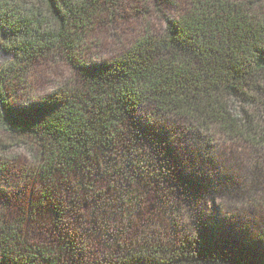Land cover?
<instances>
[{"label": "trees", "instance_id": "obj_1", "mask_svg": "<svg viewBox=\"0 0 264 264\" xmlns=\"http://www.w3.org/2000/svg\"><path fill=\"white\" fill-rule=\"evenodd\" d=\"M150 1L0 0V45L13 54L0 71V133L29 145L38 195L27 219H45L36 238L1 218L0 264H264V226L246 233L214 206L237 184L219 158L234 145L251 155L234 198L264 203V0ZM153 12L160 33L146 27L119 55L81 59L104 15ZM47 56L74 79L15 107L5 88L27 87ZM144 202L171 225L134 232Z\"/></svg>", "mask_w": 264, "mask_h": 264}, {"label": "rangeland", "instance_id": "obj_2", "mask_svg": "<svg viewBox=\"0 0 264 264\" xmlns=\"http://www.w3.org/2000/svg\"><path fill=\"white\" fill-rule=\"evenodd\" d=\"M149 3L153 8V0ZM161 8L165 15L172 13L171 8L166 5ZM132 16L131 13H126L123 15L122 20L114 22L105 20L106 15L101 17L99 22L94 25L96 29L94 33L95 41L92 44L87 43L86 50L81 54L84 57L81 59L85 62H90L94 59H109L112 56L119 55L126 47L125 45L134 39L143 28L151 27L154 32L160 33L165 24L162 17L157 13L155 14V12L144 21ZM12 57V52L2 48L0 45V71L1 68H4V65L11 61ZM74 77V68L68 61L47 56L40 60L32 69H29V79L26 81L29 87H20L16 94L8 91V87H6V97L9 99V102H14V106L17 107L18 104H24V99L32 98L35 100L41 96H45L57 89L65 81L69 79L73 80ZM14 82L19 86V81L14 80ZM23 83L20 82V86ZM28 89L29 92L26 91ZM2 134L0 133V221L2 219L9 222L22 220L23 228H28L27 230L31 234L36 238H40L42 234L41 225L45 223L44 216L37 215L35 223H32L33 220L27 219L30 216L28 209H32V204L38 195V190L32 184L33 178L29 172L30 167L26 164L29 145L23 142L20 145H15L10 140L11 137L9 135L10 139ZM20 140H23V137L20 136ZM2 144H5V146ZM2 149L5 150V153L2 152ZM220 153L219 158L224 160L222 163L227 166L228 172L232 173L230 176L237 181V184H235L236 187L232 197L228 198L225 194L224 196L220 195L215 198L214 206H218L221 214L227 215V218L233 221L234 219L231 215L235 214L238 217V222L241 223L240 228L244 232L245 230L246 233L256 230L261 232L264 226V203L261 201L257 202L260 199L259 192L253 196L254 198L250 203H247L248 197H251L249 195L234 198L238 189L243 188L240 184L244 181L250 168L251 155L248 149L241 145L223 146ZM209 206L210 211H213V204L209 203ZM149 208L146 209L144 202L141 210L146 212ZM155 219L161 221L158 225L164 224L169 226L172 222V215L167 213L166 209L158 206L157 211L149 209L147 213L137 219L143 225L136 223L132 219L129 224L132 226L134 232L144 231L147 227L146 224ZM237 228L239 229L238 226Z\"/></svg>", "mask_w": 264, "mask_h": 264}]
</instances>
